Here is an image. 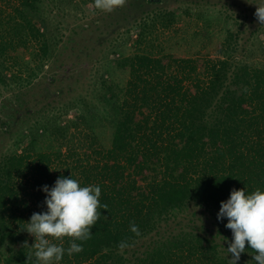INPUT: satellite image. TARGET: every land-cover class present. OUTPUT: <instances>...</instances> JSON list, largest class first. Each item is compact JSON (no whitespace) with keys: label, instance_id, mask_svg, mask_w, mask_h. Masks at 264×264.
Segmentation results:
<instances>
[{"label":"trees","instance_id":"trees-1","mask_svg":"<svg viewBox=\"0 0 264 264\" xmlns=\"http://www.w3.org/2000/svg\"><path fill=\"white\" fill-rule=\"evenodd\" d=\"M82 1L97 9L94 0ZM130 5L140 7L137 44L189 16L219 26L205 30V39L216 36L213 53L145 47L125 53L114 45L96 89L60 102L58 90L32 104L21 99L27 112L40 113L13 149L0 151V264H37L34 255L27 258L35 251L27 223L47 211L43 187L70 176L81 186L98 185L108 207L99 209L91 238L76 241L83 251H65L58 264H230L232 231L226 217L217 219L221 202L233 189L264 191V65L248 59L255 40L264 50L258 39L264 25L254 15L264 0ZM79 6L76 0H0V86L28 95L44 66L64 68L66 52L77 57L92 44L91 34L99 42L97 30L116 25L113 11L98 10L92 26H65L67 10L75 15ZM115 69L123 80L112 77ZM40 136L53 145L39 146ZM70 240L51 242L67 249ZM122 241L129 244L123 251ZM254 254L246 244L237 264H256Z\"/></svg>","mask_w":264,"mask_h":264},{"label":"rangeland","instance_id":"rangeland-1","mask_svg":"<svg viewBox=\"0 0 264 264\" xmlns=\"http://www.w3.org/2000/svg\"><path fill=\"white\" fill-rule=\"evenodd\" d=\"M79 2L78 13L74 15L73 8H69V18L63 20L64 25L68 22L69 25L74 24H88L92 26L93 19L98 16L102 11L100 9L92 8L89 3L84 4L82 0H76ZM124 12H120V7L116 8L118 11L112 12V19L110 23L116 24L114 26L104 25L97 30L100 35L99 42L93 40L92 44L88 45L81 50L76 56L70 52L65 53L63 56L64 68L49 69L46 66L39 72L33 80V83L38 81L36 85L33 83V89L28 91L26 95H16L17 89L6 88L0 86V151H9L13 149V141L26 127H30L38 119L40 112H27L25 110V103L17 104L25 99H28L27 104L34 103V100L41 98L43 92L51 96L55 90H58L59 94L55 96L58 102L61 99H67L74 95L88 93L92 88L96 89L99 83V76L104 68V63L107 57L112 53L111 48L117 45V52L133 53L138 51L139 48L145 47L147 50L160 53V52H173L182 53L188 55H200L206 51L213 53V44L216 36L212 41L205 39V30L215 31L219 26L211 25L206 26L202 24L198 19L189 16H183L173 23L168 28H157L153 30L149 35H146L142 41L137 44L134 40L136 38L137 22L134 17V13L140 8L138 5L135 7L129 6V0H126L124 6H122ZM103 11L102 13H104ZM107 11L104 13L106 14ZM115 22V23H114ZM106 26V27H105ZM64 29V28H63ZM65 30V29H64ZM66 32V31H65ZM262 40L264 45V38L260 36L258 38ZM84 43V42H83ZM82 43V47H83ZM258 42L255 40L249 60L253 63L264 65V50L258 48ZM115 51V52H116ZM73 62V63H72ZM50 76H54L56 79L53 83L49 81ZM113 78L124 79V76L118 70H113ZM19 92V91H17ZM56 94V93H55ZM21 101V102H22ZM39 107L38 104L36 105ZM16 109V111H15ZM72 114L67 115L70 118ZM6 125L3 126L2 123ZM77 137V135H75ZM37 144L43 148H47L49 145H53L50 138L46 136H40L37 138ZM200 215L199 211L196 213V217ZM203 216V215H201Z\"/></svg>","mask_w":264,"mask_h":264},{"label":"clouds","instance_id":"clouds-1","mask_svg":"<svg viewBox=\"0 0 264 264\" xmlns=\"http://www.w3.org/2000/svg\"><path fill=\"white\" fill-rule=\"evenodd\" d=\"M126 0H94L97 9L112 12L124 6ZM258 22L264 25V5L256 7L254 13ZM46 193L44 203L47 211L33 213L27 223L26 231L33 235L34 255L37 264H53L62 260L65 251L69 256L83 251L82 244L76 241H87L91 238L92 228L98 222L101 212L107 210L106 204L100 203L101 188L98 185L81 186L80 182L70 177H60ZM227 218L226 228L232 231V241L227 248L232 254L230 264H237L246 244L253 253L256 264H264V191L256 189L247 194L245 189H233L230 198L222 201L217 219ZM136 236L140 235L137 225L130 227ZM71 238L70 246L65 249L62 244L52 243L51 239ZM224 238V237H223ZM226 240V238H224ZM129 244L122 241L118 248L123 251Z\"/></svg>","mask_w":264,"mask_h":264}]
</instances>
